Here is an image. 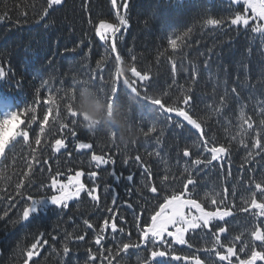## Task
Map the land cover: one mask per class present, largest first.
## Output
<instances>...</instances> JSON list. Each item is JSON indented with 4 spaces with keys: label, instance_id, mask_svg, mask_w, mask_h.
<instances>
[{
    "label": "trees",
    "instance_id": "16d2710c",
    "mask_svg": "<svg viewBox=\"0 0 264 264\" xmlns=\"http://www.w3.org/2000/svg\"><path fill=\"white\" fill-rule=\"evenodd\" d=\"M123 3L124 0H117V8L126 17L127 26H121V31L117 33V51L124 61L121 67L127 69L125 77L136 79L138 87L141 83H146L149 95L161 96L162 102L168 104L179 94L178 86H186L191 82L195 69L198 71V82L194 85V93L203 101L196 105V115L206 117V103L218 101L225 93V88L230 92L232 87H237L242 103L247 105L246 114L251 115L254 121L259 120L257 102L264 101V44L259 35L250 30L257 21L252 19L253 14L249 9L244 11L246 6L242 2L127 0L126 10ZM46 8L47 0H0V69L6 74L0 78V96L11 98L13 110L21 113L19 123L12 121L6 126L10 129L8 136L18 128L29 131V144L38 150L41 159L39 165L33 161L35 170L29 172L26 161L32 160L31 149L19 137L6 147L4 156L0 157V215L8 212V216L0 221V264H145L150 253L143 247L129 249L124 253L118 252L117 245V241L120 242V247L123 243L130 242L129 235L131 242L139 243L134 211L140 214L139 222L143 227L150 223L153 210L162 202L150 199L152 194L143 189L147 180L144 168L150 169L151 182L155 184L159 183L166 170L181 177L185 161L189 160L188 157H183L184 148L189 147L193 154L199 149L192 147V140H185L180 129H173L158 115V105L152 106L147 102L132 106L131 123L145 132L156 123L157 131L147 137L140 132L141 135L134 143H122L118 138L113 142L103 127L89 131L83 126L81 117L73 125V118L64 109V101H60L61 119L70 129L75 130L76 137L71 136L69 129L61 130L59 124H56L52 129H46V135L41 137V145H35V136L39 134L38 125L47 112L45 101L50 91L58 98L63 95V91L57 94L56 89L70 92L74 84L81 81L91 84L90 78L93 76L96 83L91 86L107 89L108 81L114 75L115 54L110 52V48L106 50V43L97 36L96 28L102 21L119 24L117 8L112 7L111 0H63L61 5L53 6L44 15ZM238 10L249 18L248 30L242 25L230 26L227 23L218 30H213L211 26H201L207 18L228 17ZM189 28H192V32L183 37V33ZM177 36L183 37V41H177L180 47L174 54L169 40L176 39ZM174 55L177 65L175 85L171 61ZM101 61L103 62L97 68ZM132 64H135L142 75L148 72L149 81L141 82L138 77H132L128 70ZM44 80L49 82L48 85L42 83ZM122 83L123 78L120 80L121 85ZM164 93L167 95H163ZM123 97L122 94L120 100ZM37 98L39 104L35 103ZM27 107L36 108L37 119L30 127L26 125L32 113H24ZM229 107L228 115L235 123L239 105L230 103ZM52 115L55 112L50 114V121ZM167 115L175 118L174 113ZM207 131L209 134L215 133L218 143L227 144L222 123L215 115L208 119ZM55 139H65L66 149L54 152L51 145ZM78 142L91 143L92 148L77 151ZM157 152L159 155H156ZM93 153L105 158L111 157L115 163L96 167L95 162L91 161ZM137 155L141 157L139 162L135 161ZM245 155L243 149L233 144L232 176L228 181L224 179L228 172L226 162L223 169L219 164L207 169L201 166L202 170L193 174L198 185L193 198L202 202L206 210H214L215 206L204 199L205 193L213 188L219 191L222 187H229L231 192L232 185L235 184L234 203L237 207L243 206L241 198L250 193L240 183L241 176L245 181L250 175L259 181L264 174V160L259 156L245 164L241 171L240 165ZM195 158V155L191 156V159ZM125 159H128L127 164L124 163ZM44 160L49 163L43 165ZM77 171L84 173L80 180L87 188L96 187L95 194L100 197L98 202L92 201L87 192L83 191L79 197L67 201L66 208L57 207L42 199L39 206L44 209L42 212L30 215L28 221L20 219L23 208L30 203L26 199L28 195L33 198L59 195V185H69V190H72L69 181ZM93 171L97 173L94 180L89 177V173ZM113 171L120 177L119 181L111 175ZM25 173H28L27 178ZM129 175L133 176L132 181L126 179ZM5 177L10 179H3ZM53 179L57 181V187H52ZM21 181L23 186L18 195L16 185ZM183 182H175L174 190L181 191ZM251 187L255 190L254 184ZM189 188L191 191V186ZM171 190L172 187L169 188ZM113 195L116 196L115 205L112 203ZM257 199L259 201V194ZM125 201L132 203L133 209H129ZM110 207L113 212L106 211ZM141 208L145 209L142 213ZM252 211L255 210L249 213L236 212L235 219L226 218L230 221L226 225L220 222L228 229L227 233L221 234V243L226 244L241 233H244V239H250L249 233L254 226H260L264 230V225L260 223L264 221V217H256L252 215ZM105 219L109 225L115 222L118 230L122 227L124 234L117 231L116 240H113L111 228H105L101 242L104 259H101V245H96L95 239ZM84 220H88L93 227L88 228ZM80 236L84 239H78ZM203 236L204 233L199 237L191 231L186 233L185 239L193 244V248L176 244L175 254L192 255L197 249L210 247V238H201ZM166 238L172 240V237ZM37 239L41 243L37 244L36 249H31ZM44 240L47 242L43 243ZM256 243L259 246V242ZM65 246L69 248L67 254L63 251ZM240 246L237 242V249ZM107 249H111V253ZM28 250L34 252L31 259L27 257ZM218 250L226 254L225 250ZM197 254L202 259L206 258L203 251ZM238 255L241 259L246 258L245 253L238 251ZM91 256L96 259L91 260ZM157 259L170 260V256ZM232 259L233 264H238L235 257ZM172 264L186 262L172 261ZM208 264H212V261H208Z\"/></svg>",
    "mask_w": 264,
    "mask_h": 264
},
{
    "label": "snow or ice",
    "instance_id": "6c2138e0",
    "mask_svg": "<svg viewBox=\"0 0 264 264\" xmlns=\"http://www.w3.org/2000/svg\"><path fill=\"white\" fill-rule=\"evenodd\" d=\"M178 3H183V0H177ZM63 3V0H47V8L44 9V15H47L48 9L53 8V6H59ZM231 4H239L240 0H230ZM113 8H117V0H111ZM243 4L246 6L244 11L251 9L253 13L252 19L257 21V23L250 27L249 18L242 14L241 11H236L234 15H229L228 17L220 18H207L203 21L202 27L211 26L213 30H218L223 28L227 23L230 26L242 25L245 30H250L253 33L259 35L261 43L264 44V23H259V21H264V0H243ZM123 8L126 10L128 8L127 0H124ZM116 17L119 21V24H112L101 22L96 28V34L100 37L102 41L106 43V50L110 48V52L115 54V68L114 75L108 81L107 89L101 87L99 89L91 86L96 83L95 76L91 77V84L88 81H81L78 84H74L72 90L69 92L64 89H56V93L59 94L63 91V95L57 98V95H53L50 91L45 104L47 105V112L44 113L43 119L40 121L39 134L35 136V145H41V137L46 135V129H52L54 125L59 124L60 129H69L71 136L76 137V132L73 129L69 128V125L63 122L60 114V101H64V109L68 116L72 117V124L77 123V118L80 117V114L74 109L73 104L76 99V93L81 87H92L95 89L98 95H101L105 98L108 103L109 115H111V109L114 103H117L121 99V95L128 97H135V103L139 105L141 102H147L152 106H159L157 110L158 115L162 116L163 119L168 123L173 129H180L181 134L184 135L185 140H192V147L198 148L199 151L195 154L190 152L189 147H185L183 150V157H188L189 160L185 161V166L181 173V177H176L173 174H170L167 170L165 174L160 177L159 183L155 184L151 182L152 173L149 168H144V174L147 177L146 182L143 184V189L151 193L152 196L150 199H155L157 201L162 200L158 204V208L153 210V213L150 216V223L146 226H141L140 214H136L134 211V219L136 220V227L139 235V243L131 242V236H128L130 242L122 244L120 247V242L117 241L118 252L127 253L129 249H140L144 248L145 251L150 253V256L145 261V264H172V261H185L192 262V264H208V261H212V264H224L227 261V264H233V257L236 258L238 264H257V262H264V230L260 226H254L250 231V239H244V233L236 235L228 242L221 243V234L227 233L228 229L223 224H228L230 221L226 218L235 219L236 212L249 213L251 210L252 215L256 217H264V174H262L261 180L257 181L254 176H249L248 180L245 181L241 176L240 183L244 185L247 191L250 193L249 196L242 197L243 206L237 207L234 203L236 196V186L232 185L231 192L229 187H222L219 191L213 188L209 192L205 193L204 199L210 203V205L215 206L214 210H206L202 202H198V199L193 198V193H195L196 188L198 187L196 179L194 178V173L199 172L203 169L210 167H215L216 164H219L220 168L223 169L224 163L228 165L227 176L224 177L225 181L232 176L231 164H232V146L236 144L238 148L243 149L246 155L243 158V163L240 165V170L244 169V165L251 163L255 156H259L264 160V101H258V112L257 115L260 117L258 121H254L251 115L246 114L247 105L242 103L240 92L237 87H232L230 92L225 88V93L218 98V101L212 104H205L206 110H208V115L206 117H200L196 115L195 108L196 105L200 102H203L200 97H197L194 93V85L198 82V71L193 70L191 76V82L186 86H178L179 94L172 100L171 103L166 104L162 102L161 96H152L147 92L148 85L146 83H141L139 87L137 86L136 79H129L124 76L122 72L121 65L124 63L121 55L117 51V33L121 31V26H127V19L125 16L120 14L119 9L117 8ZM42 18V17H41ZM2 19V18H0ZM238 30V29H237ZM192 32V28H189L183 33V37L189 36ZM183 37L177 36L176 39H170L169 44L173 49L174 54L176 50L180 47L177 41H183ZM110 40V44H109ZM133 61L135 57H132ZM172 61V74H173V84H176L175 75L177 72V65L175 55L171 58ZM101 62H98L97 68L100 67ZM131 72L132 77H138L141 82L149 81L150 76L148 72H145L143 75L140 71L137 70L135 64H132L128 69ZM6 74L3 69H0V78L4 77ZM123 78L122 85L120 80ZM103 81V77H101ZM44 85H48V81L44 80L42 82ZM141 89L144 91L142 92ZM163 95H167L164 93ZM35 103L39 104L40 101L37 98ZM230 103H235L239 105V115L236 118V122L233 123L232 119L229 117L228 113L230 111ZM129 107V113L131 108ZM13 104L11 98L0 96V157H3L5 154L6 147L13 141H16L17 138H21L23 142L31 149L30 155L32 157L31 161H26V166L29 169V172L35 170V165L41 164L40 153L36 148H33L29 144V131L17 129L14 133L10 132L6 126L9 125L12 121H19L21 115L20 112L13 110ZM36 108L27 107L24 109V113H32L28 120L26 127H30L31 124L36 122ZM55 112V115L51 116L50 114ZM175 114V118L167 114ZM215 115L218 120L222 123L224 128L227 144L218 143L215 133L209 134L207 131V121ZM67 117H65L66 119ZM182 118V119H181ZM130 119V116H129ZM131 122V119H130ZM186 122V123H185ZM139 131L145 136H149L152 133L157 131L156 123H153L148 130L145 132L142 128ZM109 138L114 142L116 139L115 131L108 133ZM249 140L251 143H249ZM52 150L56 153H59L61 149L66 148L65 139H55L54 143L51 145ZM91 143L78 142L76 144L77 151L83 149H91ZM205 153L207 155H205ZM156 155H159L157 152ZM195 155V159H191V156ZM91 161L95 162L96 167L101 165H108L109 163L114 164L115 161L111 157L105 158L102 155H96L93 153L91 155ZM135 161H141L139 155L135 156ZM215 162V163H214ZM48 160L43 161V165H47ZM124 163H128V159L124 160ZM254 171V170H253ZM27 178L28 173L24 174ZM84 173L82 171H77L73 177L70 178L69 184L72 186V190H69V185H59L57 190L59 195H52L49 198H33L31 195H28L26 199L30 203L23 208L22 216L20 217L23 221H28L30 215L39 214L44 209L41 206V200L50 201L52 205L57 207L66 208L68 206L67 201L76 197H79L81 192H87V195L91 197L92 201L98 202L100 197L95 194L97 189L96 187L87 188L84 183L81 182L80 178ZM112 176L116 177L119 181L120 177L116 176L115 171L111 173ZM97 176L95 171L89 173V177L94 180ZM5 180L10 178H3ZM128 181L133 180V176L129 175L126 178ZM178 180L184 181L182 183V190L177 192L174 190V184ZM254 184V189L252 185ZM23 186V181L17 183L16 190L17 194L20 195V189ZM189 186H191V191ZM52 187H57V181L52 180ZM172 187L173 190L169 191V188ZM139 191V190H138ZM257 194H259V201L257 199ZM231 196V199H230ZM147 202V199H146ZM113 205L116 204V196L112 197ZM129 209H133V204L125 201ZM185 209L188 211L186 212ZM192 209L196 210L195 215L192 214ZM106 211L113 212V208H107ZM145 209L141 208V213ZM8 216V212L5 211L3 215H0V221H3ZM116 216L113 215V220ZM215 222V223H214ZM13 223H16L15 221ZM84 223L88 228H92L93 225L89 223L88 220H84ZM264 225V221L260 222ZM111 228V233L113 234V240H116V233L119 231L121 235L124 234V229L121 227L117 228L115 222L109 225L107 219L104 220L103 226L100 228V233L97 234L95 239L96 245H101V259H104L103 252L104 248L101 244L104 239L103 233L105 228ZM174 229L170 231L169 229ZM205 230H207L205 232ZM193 232L196 236H201V233H204V236L201 238L211 240L210 247H205L203 249H197L196 253L192 255H176L174 245H187L189 249L193 248V244L189 242L188 239H185V234ZM43 235V234H41ZM166 237H172V240L169 241ZM192 237H190L191 239ZM78 239L83 240L84 237L80 236ZM47 241L44 240L43 243ZM237 242L241 244L239 249H237ZM256 242H259V246ZM41 243L40 239H37V242L32 244L31 249H36L37 244ZM259 248V250H258ZM163 249V250H161ZM218 249L225 250V253H222ZM65 254L69 252V248L65 246L63 248ZM111 253V249H107ZM203 251L206 253V258L202 259L201 256L197 253ZM238 251L245 253L246 258L241 259L238 255ZM27 257L32 258L34 252L32 250L27 251ZM170 256V260L157 259ZM91 260H95V256L90 257ZM111 264V262H110Z\"/></svg>",
    "mask_w": 264,
    "mask_h": 264
},
{
    "label": "clouds",
    "instance_id": "9594fccd",
    "mask_svg": "<svg viewBox=\"0 0 264 264\" xmlns=\"http://www.w3.org/2000/svg\"><path fill=\"white\" fill-rule=\"evenodd\" d=\"M125 71L127 69L122 68V72ZM134 103V96L131 98L124 96L122 100L113 104L109 115L105 98L98 95L92 87H81L76 93L73 107L80 114L83 126L89 131L103 127L108 133L115 131L120 142L134 143L141 135L139 129L129 119V107Z\"/></svg>",
    "mask_w": 264,
    "mask_h": 264
},
{
    "label": "rangeland",
    "instance_id": "374dc122",
    "mask_svg": "<svg viewBox=\"0 0 264 264\" xmlns=\"http://www.w3.org/2000/svg\"><path fill=\"white\" fill-rule=\"evenodd\" d=\"M240 2L243 3V0H240ZM249 10L251 11V9H249ZM252 14H253V13H252ZM262 22L264 23V21H262ZM100 23H101V22H100ZM100 23H99V24H100ZM98 26H99V25H98ZM97 36H98V35H97ZM98 37H99V36H98ZM99 38H100V37H99ZM68 201H69V200H68ZM185 211L187 212L188 210L185 209ZM191 211H192V214H193V215L197 214L195 209H192ZM169 230H170V231H174V229H171V228H170Z\"/></svg>",
    "mask_w": 264,
    "mask_h": 264
}]
</instances>
